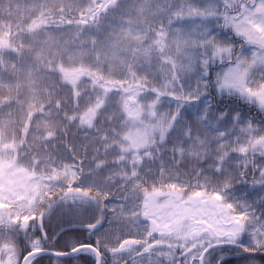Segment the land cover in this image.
<instances>
[{
    "label": "rangeland",
    "instance_id": "374dc122",
    "mask_svg": "<svg viewBox=\"0 0 264 264\" xmlns=\"http://www.w3.org/2000/svg\"><path fill=\"white\" fill-rule=\"evenodd\" d=\"M187 2L173 0L167 7L158 8L151 0H40L37 6L27 0H0V64L6 66L7 55L13 51L1 43L7 38L10 27L22 30L18 40L20 46L22 37L26 38L28 47L39 46L35 57L31 58L28 51L23 55L24 75L15 78L30 90L32 103L41 96L50 97L57 88L51 77L57 66L64 69V80L56 74L59 75L57 82L69 86L73 95L85 102L81 119L88 131H94L101 111L117 98L118 124L111 134L123 148L121 160L127 171L118 165L114 176L126 190L140 187V177L135 170H143L141 160L155 161L163 166L158 152L148 151L145 145L155 132L174 122L181 97L198 98L203 89L201 85L197 93V77L189 60L193 53L185 46L186 33L192 24ZM192 2L205 5L213 0ZM100 12L102 15L95 23L94 17ZM59 16H65L67 23L60 21ZM171 20L173 23L167 28L163 22ZM157 25L158 32L149 33L152 43L144 45L149 37L147 28L156 30ZM253 50L257 49L249 45L244 52L251 55ZM61 55L70 58L67 64H62ZM259 71V68L253 69L245 87L250 85L253 91L258 90ZM116 72L122 75L116 80L117 85H107L114 80L112 76ZM145 72L157 74L161 84L151 90L141 88L137 83ZM49 86L53 89H48ZM53 111L42 110L41 121L46 123L54 115ZM6 145L0 144V224L10 226L21 220L28 221L33 216V201L40 190L54 181L73 178L74 171L57 165L45 153L23 164L30 149L25 145L13 151ZM261 171L264 174V160ZM170 184L166 181L156 186L153 195L139 197L134 191L127 192L118 206L117 214L128 222V230L146 238L143 242L166 243L182 251L190 247L203 249L219 244L220 239L216 237H224L226 231L238 230V220L228 209L227 214L234 221L231 226L225 222L215 235L197 230L200 209L212 198H181L177 194L171 197L173 187L179 183H172L171 188ZM165 192H169V196L161 195ZM186 200L194 204H185ZM256 231L264 233L259 224ZM4 249L6 255H11L9 243Z\"/></svg>",
    "mask_w": 264,
    "mask_h": 264
},
{
    "label": "trees",
    "instance_id": "16d2710c",
    "mask_svg": "<svg viewBox=\"0 0 264 264\" xmlns=\"http://www.w3.org/2000/svg\"><path fill=\"white\" fill-rule=\"evenodd\" d=\"M151 1L158 8H165L173 0ZM27 2L37 6L40 0ZM238 9L237 4L230 15H236ZM101 15V12L98 16L95 15V23ZM65 18L58 17L60 21L67 23ZM163 23L168 28L173 20ZM13 24L15 23L12 22ZM158 27L159 25L156 30L147 28V34L155 35ZM13 28L8 29L7 38L1 41L5 47L13 51L7 55V65L0 64V144H7L6 146L13 151L26 145L30 151L27 156L25 155L23 164H28L29 160H34L45 153L49 160H54L57 165L74 171L73 178L52 182L40 190L33 201V216L29 221H33L38 215H44L45 228L50 234L49 239L43 244L44 249L62 250L66 238L61 237V243H54L51 236L73 220L87 223L93 219L97 221L102 219L104 224L100 230H104L108 221L124 222L117 211L125 195H128L127 192L134 191L133 193L139 197L153 194L156 186L170 181L179 183L173 187V195L176 191L177 196L182 198L200 196L211 199L219 193L223 197L219 202L222 206L232 204V209H228L230 214L245 226L242 234L243 244L234 246L235 243H232L216 249L215 253H240L253 257L234 258V261L233 258H229L225 263L233 264L239 260L244 264H264V233L256 231L257 224L260 227L264 225V206L257 202L258 197L264 195L262 179L264 174L261 171V162L264 160V123L249 122L246 118L236 120L231 116L221 118L222 114L205 105V99H212L214 107L216 106L213 99L214 91L206 98L204 88L198 98L190 100L181 97L180 105L175 111L174 122L155 132L145 145L148 151L154 149L158 152L163 166L160 167L155 161L149 163L146 159L141 160L143 170H135L140 177V187L126 190L122 188L123 183L114 176L118 172V165L122 166L124 172L127 171L121 160V157H124L120 152L123 148L111 134L118 124L117 98L114 97L111 106L101 111L94 131H88L81 119L85 102L74 96L68 89L69 86H61L57 82L59 75L60 80H64V69L57 66L55 73L51 74L57 88L50 97L41 96V99L39 97L32 103L30 90L16 82L15 78L24 75L23 55L28 51L31 58L35 57L34 55H38L39 46L32 44L28 47L25 37L21 38L20 46L18 40L22 30L18 27ZM149 43H152L151 35L144 45ZM239 43H244L243 38L239 39L238 47ZM248 46L245 44L244 50ZM61 56L62 64H67L70 58ZM120 73H113L114 80L106 84L113 87L117 85L116 80L122 77ZM137 84L145 90H151L159 86L161 81L157 74L145 72ZM48 89L53 88L49 86ZM250 107L252 105H244V112L255 117L257 121H264V116H258L256 111L249 112ZM44 109L54 110V115L52 114L46 123L41 121V112ZM173 123L176 124L174 129ZM77 187L83 193L86 191L87 195L63 197L67 189ZM113 229L118 230L119 227L114 225ZM38 236L39 233L33 232L31 228H28L26 237L25 231L18 232L15 225L0 224V264H18V261L21 264L23 258L20 257V253L23 248L31 246L33 250L41 249ZM76 236L78 237L79 233ZM97 237H99L97 234L93 235V239L97 240ZM75 242L78 243L79 240L76 239ZM8 243L12 247L9 256L5 254L4 249ZM88 259L91 260L92 257L89 256ZM29 264H32V261ZM45 264L52 262L46 258ZM63 264H84V261L79 258H68Z\"/></svg>",
    "mask_w": 264,
    "mask_h": 264
},
{
    "label": "snow or ice",
    "instance_id": "6c2138e0",
    "mask_svg": "<svg viewBox=\"0 0 264 264\" xmlns=\"http://www.w3.org/2000/svg\"><path fill=\"white\" fill-rule=\"evenodd\" d=\"M239 5L236 15H230ZM187 9L189 19L192 21L190 30L186 33L185 46L192 50L189 57L190 66L196 74L197 93L201 85L204 88V97H209L212 91L215 92L216 106L212 99H205V105L213 108L223 117H234L236 120L246 118L249 122L264 123L257 121L244 112V105H252L249 112L256 111L258 116H264V0H213L210 4L199 5L188 0ZM183 11V8L181 9ZM243 38L244 43H239ZM245 44L254 45L255 49L251 55L244 52ZM259 68L258 90L253 91L251 86L245 87L253 75V69ZM264 179V175H262ZM80 188H69V193H81ZM87 195V192H84ZM199 195V194H197ZM223 197L217 193L210 201L200 209V219L197 221V230H206L210 235L221 231L225 222L234 223L228 216L226 209H232V204L226 208L216 201ZM258 203L264 206V195L258 197ZM51 211L49 212V218ZM195 218V216L191 217ZM242 218V217H240ZM46 217L42 215L38 224L29 221L28 227L33 232H39L37 239L41 243V250L35 251L31 246L23 248L20 257L31 258L32 264H45L47 258L52 264H63L68 258H79L84 264H95V256L91 250L100 252L101 249L93 235L97 233L104 224V221L93 219L87 223L73 220L62 226L55 235L51 236L54 243L63 241L62 250H46L43 248L45 241L49 239V232L45 228ZM259 223V220L257 221ZM264 228V225H261ZM79 233L77 237L76 234ZM25 235H28V228H25ZM234 231H226L224 237L217 236V239L232 240ZM78 239L79 242H75ZM244 236L236 239L234 246L243 244ZM223 245H213L207 249L198 264H225L224 256H213L216 248ZM91 256L92 259H88ZM19 264V261H18Z\"/></svg>",
    "mask_w": 264,
    "mask_h": 264
},
{
    "label": "flooded vegetation",
    "instance_id": "af4514ba",
    "mask_svg": "<svg viewBox=\"0 0 264 264\" xmlns=\"http://www.w3.org/2000/svg\"><path fill=\"white\" fill-rule=\"evenodd\" d=\"M172 183L170 184V188ZM163 196H169V192L161 194ZM233 223H229L231 226ZM119 227L118 230H114L113 226ZM128 222L126 220L117 221L112 223L108 221L104 230H99L97 234V243L101 249L97 252L99 255V264H198L200 258L204 256L207 251L206 248L190 247L187 251H182V248L176 249L166 243L151 244L150 241L143 242L146 238L133 235ZM241 227L235 232V236L232 240L220 239V243L223 242H235L236 238L241 233ZM120 236V237H118ZM150 242V243H149ZM223 245L219 248H224ZM199 249L201 251H199ZM217 249V248H216ZM96 251V250H95ZM224 256L225 260L229 258H250L253 257L249 254H217L213 253V256ZM96 264V261H95ZM215 264V260L213 261ZM231 264V263H225ZM233 264H243L241 261L236 260Z\"/></svg>",
    "mask_w": 264,
    "mask_h": 264
},
{
    "label": "water",
    "instance_id": "95a60500",
    "mask_svg": "<svg viewBox=\"0 0 264 264\" xmlns=\"http://www.w3.org/2000/svg\"><path fill=\"white\" fill-rule=\"evenodd\" d=\"M70 196H84V193H83L82 191H81V193H69L68 190H67V191H65L64 194H63V197H70ZM40 217H41V216H38V217H37V219H36V224L39 223V221H40ZM27 226H28L27 221H22V222L19 224V231H24L25 228H27ZM92 251L94 252L95 257H96V264H99V255H98V253H97L96 251H94L93 249H92ZM25 260H26V259H25ZM25 260H24V261H25ZM24 261H23L22 264H24Z\"/></svg>",
    "mask_w": 264,
    "mask_h": 264
}]
</instances>
